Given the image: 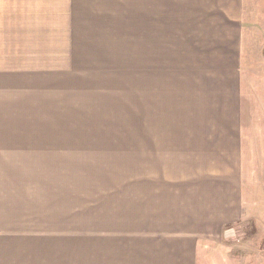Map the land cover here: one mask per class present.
I'll use <instances>...</instances> for the list:
<instances>
[{"label":"crops","instance_id":"1","mask_svg":"<svg viewBox=\"0 0 264 264\" xmlns=\"http://www.w3.org/2000/svg\"><path fill=\"white\" fill-rule=\"evenodd\" d=\"M176 10L177 19H160V32L146 19L143 81H130L128 94L131 126L143 124L130 129L128 148L143 171L135 180L97 181V257L30 264L242 260L225 259V235L259 218L250 196L253 181H264V63L258 56L261 73L249 57L262 50L264 59V31L252 33L250 26L264 27V0H176ZM52 12L0 19L2 154L37 153L8 149L37 139L97 137L82 132L102 121L107 102L97 83L72 68L76 19L66 9ZM107 20L113 35L111 19H94L97 25ZM165 33L176 37L168 40L175 45L160 43ZM107 90L113 100L115 89ZM137 112L143 119L133 117Z\"/></svg>","mask_w":264,"mask_h":264},{"label":"rangeland","instance_id":"2","mask_svg":"<svg viewBox=\"0 0 264 264\" xmlns=\"http://www.w3.org/2000/svg\"><path fill=\"white\" fill-rule=\"evenodd\" d=\"M64 9L76 19L69 49L72 68L83 71L81 80L98 84L107 102L105 113L95 129L82 132L97 137L37 139L8 148L37 153H0V264L97 257V181L135 180L143 171L139 156L128 148L130 129H143L129 121L130 81H143L139 67L146 60V19H154V31L160 32V19H177L176 0H0V19H32ZM94 19H111L113 35L108 20L97 25ZM250 26L252 33L264 31ZM170 31L174 34L176 25ZM168 34L160 43L175 45L168 40L176 37ZM261 51L249 57L260 72ZM109 88L115 89L110 91L113 100L106 95ZM142 114L133 117L143 119ZM253 182L256 190L251 188L250 197L258 201L259 218L249 220L247 227L234 225L233 235L225 237L224 257L241 258L238 264H264V181Z\"/></svg>","mask_w":264,"mask_h":264},{"label":"built area","instance_id":"3","mask_svg":"<svg viewBox=\"0 0 264 264\" xmlns=\"http://www.w3.org/2000/svg\"><path fill=\"white\" fill-rule=\"evenodd\" d=\"M233 230H234L233 228L228 229V230L226 231V237H228L229 235H233V233H234Z\"/></svg>","mask_w":264,"mask_h":264}]
</instances>
